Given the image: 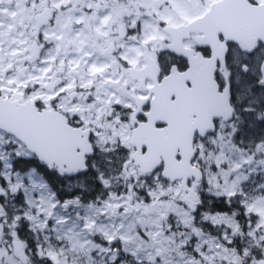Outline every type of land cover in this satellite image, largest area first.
I'll list each match as a JSON object with an SVG mask.
<instances>
[{
  "label": "snow or ice",
  "instance_id": "snow-or-ice-1",
  "mask_svg": "<svg viewBox=\"0 0 264 264\" xmlns=\"http://www.w3.org/2000/svg\"><path fill=\"white\" fill-rule=\"evenodd\" d=\"M0 264H264V0H0Z\"/></svg>",
  "mask_w": 264,
  "mask_h": 264
}]
</instances>
